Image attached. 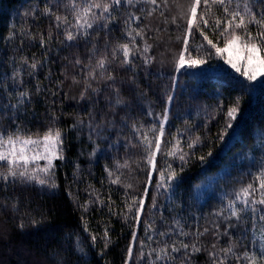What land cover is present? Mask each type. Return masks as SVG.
<instances>
[{
	"label": "trees",
	"instance_id": "obj_1",
	"mask_svg": "<svg viewBox=\"0 0 264 264\" xmlns=\"http://www.w3.org/2000/svg\"><path fill=\"white\" fill-rule=\"evenodd\" d=\"M248 2L254 12H264V0ZM192 3L122 0L110 19L96 20L85 31L73 27L72 0H0V132L19 128L42 136L54 127L64 139V159L54 161L55 188L0 178V264H125L130 244L127 264H213L230 246L236 255L253 252L252 232L264 227L262 206H256L253 229L250 209L237 219L227 204L249 183L257 186L255 177L264 171V82L254 89L229 71L178 68L182 54L208 66L215 59V49L195 25L203 27L201 15L210 25L223 18V7L209 0L206 11L202 0L185 52ZM248 27L254 35L258 31L257 25ZM68 31L76 38L68 40ZM205 32L217 47L224 44L218 33ZM132 37L138 51L124 64L118 45L131 47ZM201 43L205 48L197 51ZM101 58L107 60L104 69L97 68ZM93 70L95 78L89 76ZM237 101V119L226 129L227 112ZM165 109L168 120L153 170L137 129L158 131ZM177 140L184 161L180 152L166 154ZM169 165L176 172L172 188L157 189L159 173ZM212 174V187L198 199L196 187ZM134 199L144 201L139 223L135 207H126ZM165 245L168 254L157 260L153 249ZM225 259L236 264L231 254Z\"/></svg>",
	"mask_w": 264,
	"mask_h": 264
},
{
	"label": "snow or ice",
	"instance_id": "obj_2",
	"mask_svg": "<svg viewBox=\"0 0 264 264\" xmlns=\"http://www.w3.org/2000/svg\"><path fill=\"white\" fill-rule=\"evenodd\" d=\"M122 0H86L82 5H77L76 0H72V6L75 9V24L73 27L78 29L87 30L93 27V23L96 20L108 18L110 19V12L113 5H120ZM132 0H128V3H131ZM150 3L156 4L157 0H149ZM202 0H193L189 8V16L187 19V29L185 30L184 51H188V37L193 34L194 21L197 20V8L201 5ZM212 4H218L223 7V18L217 17L212 25L209 24L208 19H205L203 15L200 17V21L203 24L201 27L200 23L195 25V30L199 31L200 36L203 37V41L206 42L207 46L214 48L217 53H221L229 46L237 45L239 42L242 44V50L245 53L242 59V64L238 66L231 58L227 61L237 72L247 78L249 81H256L258 77H264V12L256 13L252 10L248 0H211ZM205 10H210L208 8L209 0H203ZM235 4V7H231ZM99 9V16L96 14L95 10ZM105 14H109L108 17H105ZM57 21H62L67 23V17H56ZM138 19V18H137ZM176 20L173 18V23ZM254 24L258 26V31L254 35L249 30V25ZM205 29H209L213 33H218L219 39L224 40L225 48H219L212 39H209V36L206 34ZM237 30H242L238 32ZM136 36H142L141 31H136ZM129 36H132L131 31ZM230 37V38H229ZM66 38L68 40H73L76 38L75 34L72 31L66 33ZM43 42V41H42ZM131 47L129 43L118 45V50L122 52L123 60L121 61L124 64L131 63L130 56L134 55L135 49V37L131 39ZM149 46H145L144 52L148 51ZM205 44L201 43L197 49H204ZM138 51V49H135ZM115 50L113 56L115 57ZM211 55V53H209ZM107 60L106 58H101L97 61V68L104 69ZM147 62V60L145 61ZM203 61L193 60L191 63H202ZM79 63V61H77ZM185 63L183 54L179 58V64L183 66ZM32 68L36 67V64L31 65ZM241 67L243 71H241ZM89 76L95 78L94 70L89 72ZM108 79H112L109 75ZM26 93H21V96H25ZM83 95V93H82ZM173 97L168 96V101L171 102ZM15 107V106H13ZM239 112V102L237 101L236 106L231 107L227 112L228 120L226 122L225 128H232L233 121H236L237 115ZM151 115V113H149ZM243 117H241L242 119ZM168 115L167 109H165L164 115L160 118L159 129L157 131L156 127L153 126L146 131L141 132V129H137L138 134H140V142L146 153L144 159L151 166L153 170H156V155L161 152V139L165 134V124L167 123ZM142 128V126H141ZM63 133L59 128L50 127L42 135L36 134H23L19 128L13 133H3L0 132V178L7 181L10 177L13 180H20L22 183H35L40 186H47L49 188H55L56 184L52 177L54 176L55 169V160L64 159L63 156ZM43 146V152L40 151V147ZM189 147H192L190 144ZM177 152H180L179 159L181 161L185 160V154L179 148V140L173 145V148L167 152L168 155H176ZM211 155V153H209ZM203 159V158H201ZM43 160L45 163L40 164V161ZM167 171V176H166ZM166 171H160V180L157 181V189L164 188L166 191L172 188L171 181L176 178V172L171 169L169 165ZM111 176L112 173L109 172ZM255 179L258 181L257 186H253L252 183H249L246 187H243L236 193L234 200H229L227 208L229 209L230 216L240 218L241 213L246 212L248 209L252 212L253 220V229H256V206H262L260 208L259 221L261 225L264 226V171L259 172ZM113 183H118L119 178L112 181ZM258 193V196H257ZM242 205L243 207H238ZM155 206V203L153 204ZM86 207V206H85ZM126 207L129 212L133 211L135 207V213L133 218L139 223L140 214L143 211L144 201L141 199L136 201L135 199L131 204H126ZM32 223L35 225L39 223L38 221L33 220ZM20 228H24L23 222L20 224ZM148 228H151V225H148ZM207 231V229H205ZM163 235V234H161ZM103 239L105 241V247L111 243L108 229H105ZM133 241L136 240L135 233L132 237ZM92 240L95 241L96 237L92 236ZM185 249L189 245H183ZM193 251H199V248H196L195 245L192 246ZM215 247V245H213ZM168 246L160 248L159 250L153 249L157 253L156 259H163L168 254ZM79 251H83L82 248H78ZM172 251H177L175 246H172ZM223 257H228L229 254L235 257L236 264H241V261L245 264H264V227L261 228V243L259 247V254L256 252L244 251L240 255H236L233 251V247L230 246L225 249H221ZM143 255V253H141ZM151 255V253L149 254ZM211 256L215 257V253H210ZM132 257V246L130 244L127 253V261ZM225 258L213 259V264H227Z\"/></svg>",
	"mask_w": 264,
	"mask_h": 264
},
{
	"label": "rangeland",
	"instance_id": "obj_3",
	"mask_svg": "<svg viewBox=\"0 0 264 264\" xmlns=\"http://www.w3.org/2000/svg\"><path fill=\"white\" fill-rule=\"evenodd\" d=\"M181 10H183V12H185V8L186 6H180ZM219 48H225V44H223L221 47ZM245 55V53L242 50V44H240L239 42L237 43V45L234 46H229L227 48V50L221 52V53H217L214 50V63H212L211 65H202V63H196V64H192L191 62L193 60L188 59L187 57L184 58L185 63L183 66H181L179 64V61H177L178 64V68H191V66L194 67H204L206 69H214V70H218V71H229V73H232L234 75H237L238 77L242 78L243 80H245L248 84L251 85L252 88L256 89L262 82H264V77H258V79L256 81H249L247 80L246 77L242 76L240 74V72H237L235 68H233L230 64L227 63V61L231 58L234 62H236L238 64V66H240L242 64V59L243 56ZM241 71H243V68L241 67ZM43 146L40 147V151L43 152ZM45 163V161L41 160L40 164L43 165ZM217 174H212V175H208L206 176L201 183L196 187V197L198 199H203L205 194V191H208L209 188L212 187L213 185V181L216 178ZM258 196V193H257ZM252 238L254 241V247H253V252H256L257 254H259V247H260V243H261V229L255 230L252 232Z\"/></svg>",
	"mask_w": 264,
	"mask_h": 264
}]
</instances>
